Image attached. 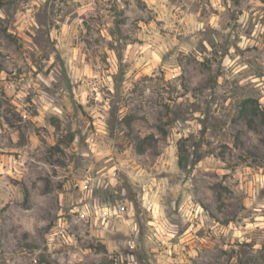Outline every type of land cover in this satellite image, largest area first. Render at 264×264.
Returning <instances> with one entry per match:
<instances>
[{
    "label": "rangeland",
    "instance_id": "obj_1",
    "mask_svg": "<svg viewBox=\"0 0 264 264\" xmlns=\"http://www.w3.org/2000/svg\"><path fill=\"white\" fill-rule=\"evenodd\" d=\"M0 264H264V0H0Z\"/></svg>",
    "mask_w": 264,
    "mask_h": 264
}]
</instances>
